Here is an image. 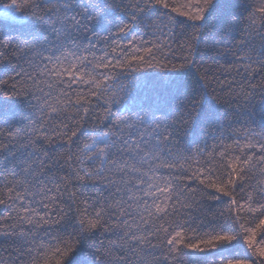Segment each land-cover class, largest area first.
I'll return each mask as SVG.
<instances>
[{"label": "snow or ice", "instance_id": "6c2138e0", "mask_svg": "<svg viewBox=\"0 0 264 264\" xmlns=\"http://www.w3.org/2000/svg\"><path fill=\"white\" fill-rule=\"evenodd\" d=\"M0 16L27 28L0 36L10 264H264V0H0ZM225 84L244 102L230 116Z\"/></svg>", "mask_w": 264, "mask_h": 264}, {"label": "trees", "instance_id": "16d2710c", "mask_svg": "<svg viewBox=\"0 0 264 264\" xmlns=\"http://www.w3.org/2000/svg\"><path fill=\"white\" fill-rule=\"evenodd\" d=\"M4 3H10L11 0H3ZM107 3L111 4L113 0H106ZM240 3H245V0H239ZM247 3H251L252 0H246ZM27 30L26 26L20 23H17L13 20L4 18L3 16H0V36H7V37H16L20 33L25 32ZM208 64H212V60H207ZM219 63L223 64L225 63L224 60H219ZM151 71V70H150ZM163 70L157 69L155 70L156 73L162 72ZM0 78H6V77H0ZM226 79H231V77L227 76V74L220 76L221 81H225ZM160 82L155 79V74L153 76H150L145 85L142 87H139L137 89L138 92L143 94L144 91L148 90V88L152 86H159ZM218 91H220L219 88H217ZM227 93H228V88L227 85L225 84L223 88V94L225 95L226 102L222 105L221 111H227L229 116L232 113V109L236 108L237 105H243V100L241 97L238 96H233L230 100L227 98ZM3 98H0V101H2ZM3 107H7V105H0ZM4 125H0L2 127ZM0 165L7 166L6 162L3 161V158L0 157ZM7 215V209L4 206H0V216H5ZM87 251V249H86ZM15 253L12 250V245L11 241L7 240L2 233H0V258L3 259L5 264H10L9 257L14 256ZM82 259L85 257H81Z\"/></svg>", "mask_w": 264, "mask_h": 264}]
</instances>
